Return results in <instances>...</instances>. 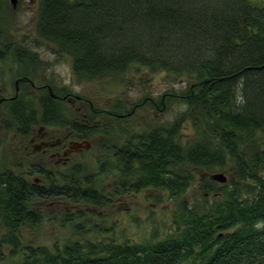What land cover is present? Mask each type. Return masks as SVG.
<instances>
[{"label":"trees","instance_id":"1","mask_svg":"<svg viewBox=\"0 0 264 264\" xmlns=\"http://www.w3.org/2000/svg\"><path fill=\"white\" fill-rule=\"evenodd\" d=\"M8 3L0 0V64L10 61L16 67L0 66V82L6 72L21 80L20 90L2 104L3 130L26 133L33 126L61 125L65 118L71 122L75 111L61 99L71 93L48 81V88L61 98L52 97L46 86L33 92L30 83L42 84L31 77L41 61L11 30L14 8ZM36 32L52 43L53 52L69 57L72 74L79 78L118 79L133 65L183 78L185 86L178 93L169 90L142 103L165 110L170 101H177L184 106L179 115L126 133L128 139L116 153L118 162H110L121 167L123 188L149 187L171 199L183 198L172 226L160 238L129 242L86 237L53 248L23 244L22 229L45 217L35 199L63 197L91 206L109 199L85 165L46 175V182L38 184L26 181L17 171L20 167L2 161L0 261L264 264V2L39 0ZM186 123L191 135L182 142ZM106 160L100 170L107 169ZM191 171L199 173L198 185H192ZM219 171L229 172L231 179L219 183L209 178ZM189 189L190 199L184 197ZM76 214L83 216L68 213L66 221Z\"/></svg>","mask_w":264,"mask_h":264},{"label":"rangeland","instance_id":"2","mask_svg":"<svg viewBox=\"0 0 264 264\" xmlns=\"http://www.w3.org/2000/svg\"><path fill=\"white\" fill-rule=\"evenodd\" d=\"M250 1L252 3L264 2V0ZM38 4L39 0H19L17 6L12 9L13 12L9 14V18H12L10 22L11 30L15 35L17 34L19 42H22V39L25 40L24 43H28L33 48L38 60L41 61L37 64L38 68L35 73L31 74V77L37 83L47 84V81L51 82L57 90L63 89V91L71 93V96L80 95L91 101L96 111L105 109L114 112L116 110L130 111L136 103L143 101L145 98L149 97L156 100L164 92L171 90L178 93L184 88L183 78L168 75L164 71L152 73L147 68L137 65L130 66L118 79L110 77L89 79L73 76L69 57L53 52L51 50L52 43L39 37L36 32ZM8 6L12 8L10 3H8ZM14 78L10 72L5 73L4 79L2 78L0 82L2 95H13ZM32 90L34 92L35 88H32ZM73 104L74 111H80L81 113L88 110V103L84 104V107L80 110L78 107L82 106V102L76 101ZM182 109H184V106H181L177 101H170L165 110L158 112L155 106L146 102V104L139 106L128 119H122L120 122L113 121L112 127H127L140 132L153 125L173 120ZM95 113L93 114V120L97 122L99 117H103V113ZM2 121L0 119V159L13 162L14 158L9 155L10 153H7L9 152L7 149H9L8 145L11 144L13 133L11 131L4 132L1 125ZM184 126L185 128L181 131L182 142L190 139L191 135L188 123ZM100 127L99 130L102 129V126ZM103 151L105 154H111L109 149ZM99 154L93 148L87 151L85 156L81 158L82 165L87 166L88 173L95 174L92 177L103 195L107 196L109 202L101 206H91L85 205L83 202L72 203L61 198L57 199L58 202L56 200L52 201L54 198L48 200L35 199L36 202L40 203L37 206L41 207L45 217L40 224L22 229L23 244L46 245L48 248H53L55 244L61 247L68 241L83 240L86 237L145 242L153 238H160L169 231L171 224H173V215L178 210L183 197L171 199L165 191L153 192L150 189L127 198H125L127 193L123 192V197L114 198L113 190L116 186L123 189L121 182L124 179L121 178L114 184L113 181L116 179L114 176L118 173L117 168L110 165V162L113 164L114 158L111 155L107 156V169L100 170L106 158L103 154ZM14 162L17 161L14 159ZM22 166L27 168L25 164ZM191 173L193 175L192 185H198L199 173L196 171H191ZM224 173L228 177L225 182L227 183L231 179L230 174L227 171H224ZM130 179L126 178L125 181L129 182ZM192 193L193 190L189 189L184 197L190 199ZM82 208H84V211ZM75 212L83 214V216L78 217L76 214L72 221H66L68 213L73 216ZM85 221L88 222L85 223ZM81 222H84L85 226H82ZM99 228H102L103 231L97 232ZM85 229L88 230V233H78L79 231L84 232ZM0 264H5V261H0Z\"/></svg>","mask_w":264,"mask_h":264},{"label":"flooded vegetation","instance_id":"3","mask_svg":"<svg viewBox=\"0 0 264 264\" xmlns=\"http://www.w3.org/2000/svg\"><path fill=\"white\" fill-rule=\"evenodd\" d=\"M18 1L19 0H17V4ZM10 51L11 50L9 49L8 52L10 53ZM0 66L6 70L10 68H15L16 63L13 62L11 64L10 61H8L7 64H0ZM20 80L21 79L19 76L14 78L15 89L13 95H2V89L0 88L1 108L3 102L12 98L16 94V92L20 90ZM30 85H32L35 89L36 87L46 86L45 88L49 91L48 85L45 83L37 85L34 83H30ZM49 93L54 98H61L60 96L55 95L52 91H49ZM61 99L63 101H66L67 104L70 105L73 109V103H75L76 101L82 102V106L78 107L79 110L80 108L84 107V104L88 103V110L85 109L87 111L81 113L80 111L75 110V112L73 113L74 119L69 123L68 120L65 118L61 121V125L33 126L29 128L26 133L11 131L13 135L11 137V144L10 146L8 145L9 149L6 148L7 151H9L7 153H10L9 155L17 161L15 163L14 159L12 158L13 162H11V164L13 166L20 167L17 169V171L22 173L24 179L28 182L30 181L38 184H44L46 182V175L59 174L60 172L63 174L68 173L70 169H73L78 165L83 164L81 158H83L85 156V153L91 150L92 148L99 152L101 155L103 154L105 158L111 155L114 158L113 162L116 164L118 162L116 153L120 150L121 146H123V142L128 139L126 133L137 131L127 127L113 128L112 122H120L122 119H128L129 116L133 115L136 109L139 108V106H142V103L146 101L143 100L139 103H136L130 111H123L117 113L110 112L107 110L105 113L102 114L103 117H99L98 121L95 122L93 120V114H96V110L93 107L91 101L83 98L80 95H72L71 97L64 98L62 97ZM155 108L158 112H161L163 110L159 109L156 105ZM1 119L3 120V117H1ZM100 126H102L101 130H99ZM106 131L109 132V136H107ZM103 147H110L109 150L111 151V154H105L103 150L106 149H103ZM6 161L8 162V160ZM0 162H2V159H0ZM23 164H25L27 168H24L22 166ZM118 167V173L114 176L117 180L115 179L113 181L114 184H116L122 178L123 175V172L120 169L121 167ZM24 169L26 170L24 171ZM128 189L129 188L119 189L116 186V188L113 190V197H123V192L127 193V195L125 196V198H127L131 197V195L133 196L134 194L137 195L144 193L143 191L150 189L153 190V192L163 191L149 187H141L138 191H132ZM58 198L64 199L63 197H56L52 201H57ZM36 208H38L37 205Z\"/></svg>","mask_w":264,"mask_h":264},{"label":"water","instance_id":"4","mask_svg":"<svg viewBox=\"0 0 264 264\" xmlns=\"http://www.w3.org/2000/svg\"><path fill=\"white\" fill-rule=\"evenodd\" d=\"M9 2L12 5V7H15L17 4V0H9ZM49 91L51 92L50 88ZM209 178L219 183H225L228 177L224 172L219 171L209 174Z\"/></svg>","mask_w":264,"mask_h":264}]
</instances>
